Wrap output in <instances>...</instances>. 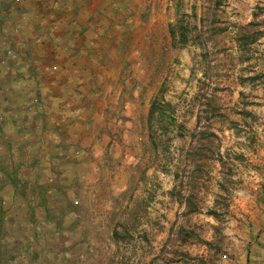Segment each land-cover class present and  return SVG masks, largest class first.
Returning <instances> with one entry per match:
<instances>
[{"label":"rangeland","instance_id":"rangeland-1","mask_svg":"<svg viewBox=\"0 0 264 264\" xmlns=\"http://www.w3.org/2000/svg\"><path fill=\"white\" fill-rule=\"evenodd\" d=\"M107 12L101 60L75 87L56 83L57 111L34 86L19 125L0 114V264H264V35L249 61L234 41L248 23L264 32V0H111ZM176 15L183 47L168 33ZM208 24L202 48L193 27ZM154 98L175 122L158 135L154 121L151 137ZM204 130L214 136L194 163L185 153Z\"/></svg>","mask_w":264,"mask_h":264},{"label":"crops","instance_id":"crops-1","mask_svg":"<svg viewBox=\"0 0 264 264\" xmlns=\"http://www.w3.org/2000/svg\"><path fill=\"white\" fill-rule=\"evenodd\" d=\"M110 5L111 0L109 4L106 0H0V62L8 63L7 67L0 64L2 124H20L25 115L24 97L34 86L45 100V110L60 108L57 103L64 89L61 84L57 91L56 83L65 79L75 87L85 64L101 60L98 53L107 45ZM11 66L17 71L10 77ZM31 69L32 77L28 74ZM47 69L51 70L42 78Z\"/></svg>","mask_w":264,"mask_h":264},{"label":"trees","instance_id":"trees-1","mask_svg":"<svg viewBox=\"0 0 264 264\" xmlns=\"http://www.w3.org/2000/svg\"><path fill=\"white\" fill-rule=\"evenodd\" d=\"M216 5H219V2H217ZM252 27H253V23H248L245 26H241L240 28L237 29L235 36H234V41L236 43L237 49L241 54L240 57L246 61H249L251 58V54L253 50V48L251 47L253 46V44L257 41L259 36L264 35V32H260L259 30H255V29L253 30ZM193 29H194L193 31H196V33L192 36V41L194 43H197L199 47L201 46L203 48L205 45V42H203V39H205L211 33V30L208 32V29H212L211 24H208V26H205V27L195 26L193 27ZM168 33L174 45L178 44L181 47L186 46V44L189 42V39H191L189 36V33H190L189 25L186 24L182 19L178 18L177 15H176L175 23L169 24ZM207 53L209 52L204 51L202 53L201 55L202 59L206 58ZM204 75H206L207 77L209 76L207 72H204ZM240 79L242 78L240 77ZM246 79H248V81H254L258 78L256 76L254 77L251 76ZM204 97L205 95L203 96V98ZM206 101H208L209 103L210 99L209 100L206 99ZM210 108L211 107H209V109ZM205 111H207V108ZM172 113H173V108L169 102H162V100H159L157 98H154L151 101L149 110H148V115H147L148 131H150L149 134L151 137H153V135H156L158 133V132H155L154 130V127H153L154 121H156L161 126L158 135H162V134L165 135L167 133L169 129V125L175 122L172 117ZM197 133H198V141H200L198 143V146L196 147L190 146L191 148L188 150V152L185 153L186 157L190 159L191 161H194V163L196 162L199 163V161H201V159L204 157L203 150L206 146L201 141L203 139H207L209 136H214V134L208 132L207 130L200 131ZM217 157H218L219 162L223 165V162H224L223 157L219 155ZM262 192H264V190H262ZM184 200H185L186 213H192L193 211L197 210V207L195 206L193 202L192 195L187 196ZM1 213H2V208L0 207V215ZM209 213L214 218H217L218 214H217V209L215 207L209 210ZM214 229L216 231L219 230L218 227H215ZM186 235H189V234L185 233V236ZM113 236L116 240H124L126 236L127 237L129 236V232L128 233L126 231L119 232L117 229H115L113 232ZM186 237L188 238L189 236H186ZM186 237H184L183 241L185 240ZM200 242L203 243V245L206 246L209 250H216L218 253L221 251L219 242H210V241H203V240H200ZM246 252H247L246 260L249 263V256L252 253L250 245L247 246ZM0 263H1V260H0ZM156 264H169V263L167 261H161V262H157Z\"/></svg>","mask_w":264,"mask_h":264}]
</instances>
